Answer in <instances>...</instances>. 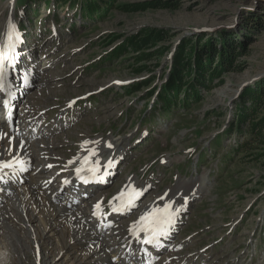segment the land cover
Here are the masks:
<instances>
[{"label": "rangeland", "instance_id": "374dc122", "mask_svg": "<svg viewBox=\"0 0 264 264\" xmlns=\"http://www.w3.org/2000/svg\"><path fill=\"white\" fill-rule=\"evenodd\" d=\"M15 1L0 0V17L4 19L3 28L7 27L5 18H12L14 27L20 28L25 65L15 72V81L21 71L32 72L25 81L29 93L21 102L28 100L36 111L44 110L39 123L49 127L58 122L59 110L74 101L59 121L69 128L47 137L62 139L68 134L69 146L55 149L54 154L69 158L75 151L74 143L83 137L126 139L125 158L105 191H89L87 203L63 204L73 199L68 189L58 194L60 184L56 180L53 187L57 196L50 203L45 204L40 196L35 198L36 221L26 222L24 212L14 216L19 217L20 224L17 238L27 252L23 256L19 249L22 261L17 264H85L82 260L91 246L105 245V237L111 232H101L102 236L96 233L94 241L80 238L77 228L70 235L65 228L69 222L56 218L61 206L72 209L70 216L74 210L85 209L88 213L91 202L98 199L95 195L113 197L128 179L147 185V191L141 192V204L163 191L170 192L179 182L197 177L204 181L201 191L181 217L178 235L171 241V245L180 243V247L164 249L155 260L166 264L180 259L179 264H264V124L256 130L251 126L264 116V101L257 104L255 112H251V106L247 108L249 118L242 132L236 129V107L244 100L243 91L264 85V0H117L115 6L136 8H111L104 18L86 16L82 0ZM69 1L75 5L71 7ZM150 2L158 6H147ZM170 3L171 6L165 5ZM6 5L11 10L5 9ZM148 32L161 34V38L143 46L138 53L110 56L125 39L143 41ZM223 35L237 46L230 71L214 79L206 89L196 87L200 100L190 101L188 107L180 105L183 93L169 113L159 109L158 102L154 106L155 95L166 81L181 45L200 47L216 39L219 46ZM7 36L4 33V41ZM143 53L147 56L140 58L138 54ZM137 84L141 89L131 92ZM150 90L154 94H149ZM248 106L247 101L245 107ZM19 111L18 106L16 113ZM19 178L2 186H25L29 179ZM78 193L83 192L79 189ZM18 198H22L21 192L15 197ZM1 201L0 211L10 216L12 211L4 205V197ZM88 202L87 207H78ZM43 205L49 206L54 218ZM129 215L128 223L135 218ZM4 222L8 223L7 218ZM127 222L113 229L126 233ZM110 238L107 236L108 241ZM34 240L43 244L42 249H34ZM107 252L114 258L113 249ZM8 253L2 251L0 263L14 264Z\"/></svg>", "mask_w": 264, "mask_h": 264}, {"label": "bare ground", "instance_id": "6f19581e", "mask_svg": "<svg viewBox=\"0 0 264 264\" xmlns=\"http://www.w3.org/2000/svg\"><path fill=\"white\" fill-rule=\"evenodd\" d=\"M11 7L13 8V6ZM4 8L8 9L9 6L6 5ZM9 10L11 9L9 8ZM3 20L4 19L0 17V42H3L2 37L4 33L9 34V39L4 43L8 52L4 50L2 53V51H0V53L3 54V58L0 54V61L4 62V66H6V63L8 65V71H5L2 76L3 87L0 88V100H2V102L7 98H10L14 84H10L9 77L12 70L17 69L16 67L20 65L24 58L22 51H20L21 35L19 34V29L15 30L14 24L11 22L12 18H5L7 21V27L3 28ZM21 73L25 74L20 75L22 76L21 84H23V80L28 78V74L24 71ZM10 78L12 79V76ZM29 89L30 87H27L26 89L24 88L23 91H20L22 95H20L19 98L22 96L24 99V94H26L24 90H27L26 92L29 93ZM28 93L26 95H28ZM19 98H10V109L13 108L16 102H19L18 104H20V111L15 113V116H19L16 124L14 123L15 119L14 117L12 118V116V124L8 122V117L6 115H8L9 110L2 106V102L0 104V201L4 197L6 201L4 205H8V208L12 211L10 216H5L3 211H0V254H2V251H8V255L11 257L14 264H17L18 261H22L21 255H18V253L21 254L19 249L23 251V256H26L27 254L25 247L21 245L22 243H19L20 239L17 238L19 217L15 218L14 216H20V214L24 212L25 214L27 213L26 222L29 223L30 221H36L38 218H36V214L34 213L38 208V205L35 198L40 196L45 204L50 203V201L57 196L56 193H54L55 191L53 187L55 184L53 182L56 180L57 183L59 182L60 184L58 194L61 195V192L65 189V191H67L68 189L70 192V199H73L64 201L63 204L71 203V205H76L83 201L87 203L86 199L90 194L89 191L103 188L110 173L113 172L114 175L118 174L116 170L122 164L126 155V139L111 140L103 139V137H101V139L91 140L92 138L87 139L83 137L84 139L80 138L74 143L76 148L75 151L72 150L71 155L67 156L69 158L65 159V157L60 158L59 156H56V154H54L55 149L69 146L68 142H70V140L67 138L68 134L65 135L66 137L63 136L62 139L60 136H57L55 139H47V137L58 133L61 134L62 132L64 133L67 127L69 128L67 124L66 126L59 124V121L62 120L68 110H70L68 105L69 101L65 104V107L59 110L60 112L57 114L58 122L54 121L49 127H45L40 124L42 122L41 117L44 110L39 109L36 111V109H33V106H31L30 101L24 100L21 102V99ZM47 114L48 113H46V115ZM40 119L41 122L39 123ZM20 125H23V128L17 127ZM26 129H29V131H22ZM18 134H20V137H23V139L20 137L17 138L16 135ZM58 138L60 139L58 140ZM27 141L32 143L28 144ZM71 145L73 144L71 143L70 147ZM91 152H95V155H90ZM97 160L99 161V171L94 173L89 172V168L95 169L97 167L94 163ZM70 161H72V163H69ZM7 163L10 164V166L4 167L3 165ZM30 167L32 168L30 173H28ZM78 167L84 168V171H82L79 176L75 171ZM53 169L56 170L52 171ZM81 176H87L90 178L88 185H85L88 188L82 187L83 184H81L79 180V177ZM19 177H29L28 180L26 179L25 186L18 184L17 182H15L17 183L16 185H11L9 188L2 186L6 183H14V180L20 179ZM203 182L202 177L191 178L186 183L179 182L171 188L170 192L163 191L155 199L138 204L136 201L142 195L141 192L147 191V185L136 184L133 179H128L113 197L112 195L107 197L105 193L95 195L98 196V199H95L93 203L91 202L88 213L85 209L74 210L76 212L73 216H70L69 212L72 209L61 206L58 208L56 218L63 223L66 220L69 222V224L66 223L65 228L70 235L73 232V228H77L80 229V238H89L91 241L96 240L95 234L98 232V235L100 236H102V234H100L101 232H111V234L107 236H111L112 238L108 241L106 236L104 246L100 243H95L88 250L89 254H84L85 258L82 261H84L85 264H126L129 263L128 261L130 260L134 261L133 264H166L162 260L156 261L155 259L160 258V254L166 248L169 250H176L177 246L178 248L180 247V245H178L180 243L171 245V241L175 240L176 235H178L177 233L180 230L179 223L182 222L181 217L184 216L190 203L201 191V185ZM185 187L188 190L183 192L182 189ZM105 188H103V191H105ZM79 189L83 193H78ZM13 191L16 192L15 195L10 196ZM20 192L22 193V198L16 200L15 197L16 195H19ZM122 192L123 195H121ZM128 199L130 201L124 203V201ZM88 205L89 202L86 205L81 204L78 207L82 208L84 206L87 207ZM97 205H99V207H97ZM165 205H170L168 211L173 213V215L171 218V224L166 227V235L158 236L161 239L160 241L164 242V245L157 246L156 239H151V243H143L144 233L137 228V222L140 220L141 216H145L147 213H152L154 210H160V213H163ZM135 206L138 207V209L135 208L131 213L133 217L135 216L134 221L128 223L127 212L131 211ZM43 207H45L49 215L54 218V212L52 213L50 211L49 206L43 205ZM119 215H123V217H120ZM4 218H7L8 223L6 224L9 225L5 224L6 221L4 222ZM122 222H127V227L125 228L126 233H123L119 228L113 229L115 226L121 225ZM3 224H5V227ZM86 226L87 229L85 228ZM44 230H46V228ZM150 238L151 236L149 239ZM71 243L69 239V244ZM32 244L34 245V249L37 248V251L43 247L42 243L35 240ZM108 249H113L114 258L108 256ZM99 250H103L104 252H102L100 256H94L91 260L90 256L98 254V252H100ZM7 258H4V260H7ZM149 258L154 262H148L147 259ZM143 260H145V263L142 262ZM181 261L182 259L176 262H170L169 264H179ZM184 263H186V261ZM0 264H3V262Z\"/></svg>", "mask_w": 264, "mask_h": 264}, {"label": "trees", "instance_id": "16d2710c", "mask_svg": "<svg viewBox=\"0 0 264 264\" xmlns=\"http://www.w3.org/2000/svg\"><path fill=\"white\" fill-rule=\"evenodd\" d=\"M43 1L50 2L51 0ZM82 1L81 8L84 10L86 16L90 15L91 17L101 16L100 18H104L111 8H118L121 11H130L136 8V6L131 8L125 4H118L115 6L114 4L117 0ZM61 2H65V0ZM69 5L73 7L75 4L69 1ZM165 5L171 6L172 3ZM147 6L156 7L158 3L150 2ZM160 38L161 34L148 32L147 37L143 38V41H140L138 38L125 39L124 44L118 46L110 56L112 57L114 55L118 58L129 52L138 53L143 46H147L149 43L157 41ZM215 40H208L206 45L200 47H197V45H193L192 47H187L186 44L181 45L174 56L166 81L161 85L160 90L155 95L154 106H156L158 102L160 105L159 109L169 113L179 102V95L183 93L184 97L180 100V105L183 108L188 107L190 101L200 100V93L196 87L206 89L209 84H212L214 79H218L223 73L225 74L230 71L236 57L235 51L237 46L234 45L233 40H228L224 35L221 37L223 44L217 46ZM138 55H140V58H145L147 56L144 53ZM140 86L141 85L137 84L134 89H129L132 92L136 89H141ZM149 94H154V90H150ZM241 97H243L244 100L236 107V129L239 130L240 133L242 132L245 121L249 118L247 108L251 106V112H255L257 104L264 101V85L252 89H245ZM247 101L249 102V106L245 107ZM263 124L264 116L253 122L251 126L254 128L253 130H256L257 126ZM231 128L235 129L233 125H231Z\"/></svg>", "mask_w": 264, "mask_h": 264}, {"label": "snow or ice", "instance_id": "6c2138e0", "mask_svg": "<svg viewBox=\"0 0 264 264\" xmlns=\"http://www.w3.org/2000/svg\"><path fill=\"white\" fill-rule=\"evenodd\" d=\"M3 87L2 78H0V88ZM90 155H95V152H91ZM86 162V161H85ZM69 163H72L70 161ZM97 167L95 169L89 168V172L99 171V161L94 162ZM4 167H9L10 165H3ZM110 166V165H109ZM77 175L79 176L82 171H84L83 167H78L75 169ZM87 183V180L84 177H80ZM123 195V192L121 193ZM99 207V205H97ZM170 205H165L163 213H160V210H154L152 213H147L145 216H141L140 220L137 222V228L139 231L144 233V243H151L152 240L149 237L156 238L161 235H166V227L172 222L173 213L169 212L168 209ZM115 210V209H114Z\"/></svg>", "mask_w": 264, "mask_h": 264}]
</instances>
